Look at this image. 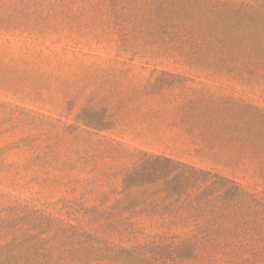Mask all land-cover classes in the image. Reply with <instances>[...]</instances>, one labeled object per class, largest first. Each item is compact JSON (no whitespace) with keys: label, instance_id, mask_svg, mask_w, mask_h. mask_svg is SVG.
I'll return each instance as SVG.
<instances>
[{"label":"rangeland","instance_id":"374dc122","mask_svg":"<svg viewBox=\"0 0 264 264\" xmlns=\"http://www.w3.org/2000/svg\"><path fill=\"white\" fill-rule=\"evenodd\" d=\"M241 3L258 18H240ZM261 5L0 0V223L51 245L60 235L149 258L157 246V264L181 242L157 235L210 231L196 258L166 263L264 264ZM158 156L243 193L193 213L187 198L158 194L164 182L146 184Z\"/></svg>","mask_w":264,"mask_h":264},{"label":"trees","instance_id":"16d2710c","mask_svg":"<svg viewBox=\"0 0 264 264\" xmlns=\"http://www.w3.org/2000/svg\"><path fill=\"white\" fill-rule=\"evenodd\" d=\"M256 2L261 3V9H264V0ZM237 15L249 22L259 16L255 6L243 3L239 5ZM154 159L165 162V165L155 167V173L149 176L146 184L164 182L158 194L165 193L164 199H171L173 202L187 198V207L191 208L193 213L206 211L213 214L216 209L226 210L229 205L222 202L217 205L216 202L233 199L243 193L234 181L211 171L161 156ZM14 227L15 225L3 226L0 223V234L4 232V238L11 236L10 241L0 247V264H91L95 260L103 264H157L160 261L157 246L150 248L152 255L149 258L145 248H121L103 241H95L93 245L67 242L61 240L60 235L54 237L58 238V241L51 245L53 238H42V233L18 234L14 232ZM156 239L181 241L175 247L170 243L160 249L164 256L163 264H167L169 259L186 261L196 258L198 246L204 240L213 239V234L203 231L184 238L179 235H157ZM152 243L154 245L155 242Z\"/></svg>","mask_w":264,"mask_h":264},{"label":"crops","instance_id":"0c3cea01","mask_svg":"<svg viewBox=\"0 0 264 264\" xmlns=\"http://www.w3.org/2000/svg\"><path fill=\"white\" fill-rule=\"evenodd\" d=\"M170 157V156H169ZM171 158H174V157H171Z\"/></svg>","mask_w":264,"mask_h":264}]
</instances>
